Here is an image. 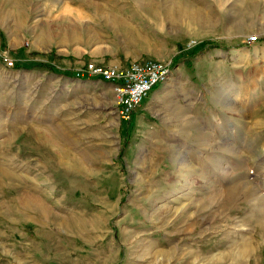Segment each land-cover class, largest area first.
I'll list each match as a JSON object with an SVG mask.
<instances>
[{
	"label": "rangeland",
	"instance_id": "1",
	"mask_svg": "<svg viewBox=\"0 0 264 264\" xmlns=\"http://www.w3.org/2000/svg\"><path fill=\"white\" fill-rule=\"evenodd\" d=\"M147 59L168 78L129 120L83 73ZM37 134L80 171L50 180ZM0 160V264H264V0H0ZM31 187L96 227L3 204Z\"/></svg>",
	"mask_w": 264,
	"mask_h": 264
},
{
	"label": "bare ground",
	"instance_id": "2",
	"mask_svg": "<svg viewBox=\"0 0 264 264\" xmlns=\"http://www.w3.org/2000/svg\"><path fill=\"white\" fill-rule=\"evenodd\" d=\"M9 14H11V13H9ZM41 133H43V132H41ZM37 136L38 137H35V139H37L38 141L35 140L36 141L35 144H37V146H39L37 151H39V152H41V154H43L42 158L45 160L47 159V154H48L47 153V146L49 145L48 149L52 152L54 159H55V162H56V163L50 164V166L48 165L47 171H49V177H50L49 179L50 180L52 177L54 178V176H56L55 174L59 173L60 168L68 169L71 174H72V170L73 171L74 170L80 171L79 170V169H81L80 162L76 158V155H75V158L73 156L69 155V151H68L69 147L68 146H61V144L57 141V139H53V141H52V138L50 135L48 137L47 135H44V134H42L40 136H39V134H37ZM10 150H14L13 146L11 147ZM32 153L36 155L38 160H40L39 154L35 153L34 151ZM12 161H13V158L8 160V162H12ZM7 165H9V164L5 160L3 161V164H0V176L2 177L1 181H0V186L2 185L4 188L6 185L8 187V189L13 191L12 187L15 186V184H16L15 180L17 179V176H16L15 172H13L11 168H9L10 165L8 166V169H7ZM65 172H64V174H65ZM41 173L43 174V172H41ZM75 174H76V172H75ZM23 180H25V179H23ZM43 183H44V186L48 185L47 183H45V181L39 183L36 180V184L43 185ZM14 189H15V187H14ZM19 190H20V188H19ZM246 191H247V189H246ZM9 192H11V191H9ZM13 195H14L15 199H13L11 202H7V203L3 201V204H9V203L10 204H18L21 208L26 209L31 214H32V212L36 213L37 218H36V215H35V218L40 220L39 221L40 224L42 223V224L47 225V226L52 224L57 229L62 228V229H65L66 231H69V232H75L74 234H76V233L82 234L83 232L85 233L86 231L89 232V230L87 229V226L89 225L88 223H90L89 226L91 228H95L97 225V221H95V220L87 221V222L85 221L84 223H80V218H73L72 220H70L71 218H69V220H68L66 217L65 218L58 217L57 215H55L53 209L51 208V206L53 207V205L51 204V206H50L48 203V201H49L48 196L41 190H38L35 193L34 192L32 193V187H31L28 190L26 189V191H24V193L18 194L15 192V193H13ZM58 195H59V193H58V188H57V190L52 193V196L57 197ZM3 198H5V196ZM3 198H2V200H4ZM61 203H62V201H61ZM8 208L10 209V207H8ZM10 216H12V215H10ZM49 227H51V226H49ZM67 234H69V233H67Z\"/></svg>",
	"mask_w": 264,
	"mask_h": 264
},
{
	"label": "built area",
	"instance_id": "3",
	"mask_svg": "<svg viewBox=\"0 0 264 264\" xmlns=\"http://www.w3.org/2000/svg\"><path fill=\"white\" fill-rule=\"evenodd\" d=\"M83 73L111 84L119 116L129 120L145 97L166 81L169 70L163 63L147 59L131 62L125 68L91 62Z\"/></svg>",
	"mask_w": 264,
	"mask_h": 264
}]
</instances>
